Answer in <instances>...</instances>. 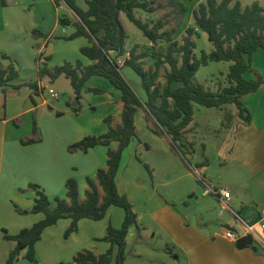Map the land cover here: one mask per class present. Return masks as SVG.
I'll list each match as a JSON object with an SVG mask.
<instances>
[{
    "label": "crops",
    "instance_id": "0c3cea01",
    "mask_svg": "<svg viewBox=\"0 0 264 264\" xmlns=\"http://www.w3.org/2000/svg\"><path fill=\"white\" fill-rule=\"evenodd\" d=\"M49 1L50 4L38 1L30 5V0H4V4L0 0V64L2 68L12 64L18 73L17 78L9 81L4 90L0 89V228L6 229L10 235L17 234L44 217L42 213L20 215L13 208V204L22 210L32 207L36 194L28 187L29 184L38 185L53 203L55 197L65 198V182L68 178H74L79 199L83 200L86 178H93L97 169L105 167L107 147L98 145L83 153L69 152L68 146L85 136L105 133L107 126L104 118L110 114L116 119L113 127L120 126V93L103 80L101 87L114 95L104 101L108 113L97 121L89 120L79 111L68 110L43 118L41 116L40 141L26 145L21 143L22 139L31 137V132L19 135L16 121L28 116L33 122V116L36 117L39 109L47 103L42 97L43 83L50 78L47 75L40 77V71L46 69L53 72V63L57 66L65 62L75 64L77 60L84 66L92 63L80 53L81 47L89 45L87 38L64 39L74 33L75 28L72 25L61 26L59 18L74 20V13L62 1L58 5L54 0ZM175 1L185 8H189L187 3L197 1L193 11L205 0ZM233 1H240L242 7L257 2L264 8V0H247V5L241 0ZM60 4L68 9V15L59 14ZM78 6L86 9V0ZM138 11H134L135 16ZM120 20L122 22L121 13ZM59 28L62 33L58 35ZM65 29H70V33L64 35ZM54 38L73 41L75 52L72 56L55 59L58 46L52 42ZM128 41L127 34L125 43ZM2 55L7 58L2 59ZM113 57L117 63L122 58L120 63L123 64L128 57L126 44L124 54ZM262 61L264 49H258L252 54L248 77L257 74L254 71L257 68L255 63L261 64ZM119 67L122 73L127 66ZM163 68L167 69V65ZM92 87L95 85L92 84ZM261 89L262 86L253 96L242 99L251 115L248 125L238 118L232 104L218 108L221 113L224 112V120L219 116L214 121L207 118L199 122L193 113L192 121L183 132V140L191 147L186 155L181 156L167 134L152 131H160V128L144 108H139L135 114L136 138L123 151V159L124 153L130 154V159H127L128 163L120 161L116 186L131 203L137 224L143 228V232L153 223L159 226L168 240L175 264H264V249L261 246L251 243L237 248L236 242L226 239L223 234L227 229L241 233L243 227L240 220L255 223L260 218V211L264 210V96H260ZM49 90L52 89H48L51 97H57ZM139 97L141 101L147 99V96ZM140 134L150 141V145L139 138ZM144 144L148 147H144ZM132 146L135 147L134 154H138L143 159L141 162L148 165L151 171L150 180L144 177L142 184L130 170V164L135 160L131 155ZM110 147L115 149L117 143H111ZM181 157L189 163L192 172L186 169ZM203 162L204 165L199 166ZM205 184L229 192L226 209L213 196L203 195ZM159 187L166 190L164 199L158 195ZM133 196L139 198V211L132 201ZM181 201L183 212L175 207ZM111 209H108L106 217ZM82 220L78 222L79 225ZM145 220L149 223H144V226L142 222ZM99 239L92 237V241L104 243ZM108 244L102 246L104 251L101 253L110 247ZM23 251L25 249L20 253Z\"/></svg>",
    "mask_w": 264,
    "mask_h": 264
},
{
    "label": "trees",
    "instance_id": "16d2710c",
    "mask_svg": "<svg viewBox=\"0 0 264 264\" xmlns=\"http://www.w3.org/2000/svg\"><path fill=\"white\" fill-rule=\"evenodd\" d=\"M60 1L64 2L76 16L74 20L59 18L61 26L72 25L75 28V32L64 39L72 40L79 36L87 38L89 45L81 47L80 53L92 63L84 66L80 61H76L75 64L65 62L61 66H55L53 72L42 69L40 77L47 75L51 80H55L64 75L69 79L77 99H80L82 89L92 78L105 79L120 93L122 103L120 126L113 127L112 118L105 117L104 122L107 125L105 133L85 136L68 146L69 152L83 153L98 145L107 147L105 167L97 169L93 178H86L87 188L83 200L79 199L78 185L74 178H68L65 182V198L55 197L53 203L38 185L29 184L28 187L36 194L32 207L29 210H22L13 204V208L20 215L42 213L44 217L15 235H9L5 231L4 238L16 242L15 248L8 255L7 264L13 263L23 249L25 258L35 263V244L41 239L43 231L59 220H70L64 234L68 237L77 231L80 220L99 221L105 217L110 207H118L124 211L121 227L116 229L108 225L106 234L99 239L109 243L110 247L98 255L87 249L81 250L72 257V263L124 264L125 239L129 227L137 225V217L127 197L119 193L116 176L123 151L136 138L134 116L137 110L144 108L160 128V131H152L167 134L175 148L183 155H186L191 147V144L183 140V132L192 121L193 104L206 108H221L232 104L237 110L238 118L244 125H248L251 122V115L242 99L258 91L263 84L258 74L248 77L247 73L251 70L252 54L258 49H264V8L257 2L242 7L239 1L205 0L192 11L195 26L187 28L186 36L182 42H178L173 41L172 31H161L165 26L162 20H158L150 27L135 16L136 9L153 12L155 8L152 7V0H86V9L79 7L74 0H54V3L58 5ZM2 3L4 4V0ZM169 4L178 6L180 12L186 11V8L175 0H169ZM120 13H123L152 45L160 40L167 43L165 53L154 50L150 54L137 53L136 47H132L123 62L124 66L130 67L139 76L147 96L145 101H141L133 91L111 55V52H114L119 57L125 52L127 33L120 20ZM198 30L204 32L213 45L212 51L208 54L203 53L200 59L194 54L196 43L192 38L197 35ZM148 57L152 59V65L145 69L144 59ZM1 58L7 57L2 55ZM209 61L232 62L226 77L227 85L216 91L195 82V74L199 67ZM164 65H167V69L163 74L165 82L161 86L158 83L159 71ZM17 76L18 73L12 64L6 68H2L0 64V89L4 90L8 82ZM86 90L93 93L104 92L96 87H87ZM71 109L77 113L79 103L77 102ZM38 141L40 137L36 122L33 120L31 137L22 139L21 143L26 145ZM113 142L117 143L115 149L110 147ZM137 159L139 160L138 157ZM144 167L151 172L148 165L144 164ZM115 246L118 250L114 258Z\"/></svg>",
    "mask_w": 264,
    "mask_h": 264
},
{
    "label": "rangeland",
    "instance_id": "374dc122",
    "mask_svg": "<svg viewBox=\"0 0 264 264\" xmlns=\"http://www.w3.org/2000/svg\"><path fill=\"white\" fill-rule=\"evenodd\" d=\"M44 1L50 4L49 0H30V5L38 2ZM78 5H83L85 0H74ZM152 7L155 8L153 12H144L138 11L136 13L137 18H139L142 22L147 23L150 27L153 26L158 20H162L165 24L161 31L173 32L172 38L173 41L182 42L184 36H186L187 28H193L194 20L192 17V8L193 5L196 6V2L187 3L189 8H186L185 12H180L178 6H171L169 4V0H152ZM202 0L201 2H203ZM247 0H241L242 3L246 4ZM186 2V1H185ZM200 2V0H199ZM240 2V1H239ZM158 4H160L158 6ZM59 6V14L60 15H68V9L65 5L60 4ZM29 7V6H28ZM27 7V8H28ZM198 7V6H197ZM30 10L34 13L35 10L30 8ZM122 24L125 30L127 31L129 41L126 42V50L129 51L132 47H136V52H147L151 53L153 50L157 52L165 53L167 43L160 40L157 44L152 45L150 41L143 36L142 32L132 23L130 22L126 16L121 13ZM197 35H194L192 38L196 43V48L194 49L195 56L200 59L203 53L208 54L212 51L213 45L207 39V36L202 31H196ZM62 33V30L59 28L57 34ZM70 33V29H65L64 35ZM52 42L55 43L57 47V54L54 55L55 59L63 56H72L73 52H75V47L73 48V41H65V40H56V38L52 39ZM78 52V49H77ZM112 56H116L112 53ZM252 58V57H251ZM120 60V61H119ZM78 61V60H77ZM121 59H118V65H123L120 62ZM75 63V62H74ZM144 67L148 69L152 65V59L146 58L144 59ZM232 62L227 61H209L206 65H201L198 71L195 74V82H198L204 85L206 88L210 90H217L225 85H227V73L228 69ZM54 67L57 66L56 63H53ZM164 67V66H163ZM161 68L160 78L158 79L159 85L164 84V69ZM254 71L261 77L263 84L262 89L260 91V96H264V62L261 64L255 63ZM252 71V72H254ZM122 75L125 80L130 84L133 91L136 95L146 96V93L141 85L140 78L134 73L131 68L124 67L122 69ZM96 78V77H94ZM92 78L88 83L85 84L84 88L81 91L80 99H77L76 94L74 93L69 79H67L64 75H60L55 80H46L43 83L44 90L42 92V97L46 100V104L43 105L37 114L36 117L33 116V119L36 122L37 132L39 135L40 125L42 124L41 116L46 117L47 115H56L59 111H72L71 107L77 105L79 103V112L82 116L88 117L89 120L97 121L103 116V114L108 113V106L104 101L109 100V96H114L113 94L106 92L101 86H103L105 79H94ZM100 78V77H99ZM92 84L95 85L96 88L104 91L103 93H93L88 92L87 87H92ZM51 88L56 94L57 97H51L48 94V89ZM261 88V87H260ZM259 88V89H260ZM259 91V90H258ZM257 92V91H256ZM254 92V93H256ZM254 93H251L246 96H253ZM2 98V96H0ZM140 98V97H139ZM70 104L68 107L67 104ZM100 103V104H98ZM103 103V104H101ZM231 106V105H230ZM48 107L53 108L49 110ZM70 110H69V109ZM0 109H2V104L0 101ZM193 111L195 115V119L197 121H202L204 119L209 118L211 121H214L217 117L221 118V120L225 119L224 112H220L218 108H206L197 104L193 105ZM218 114V115H217ZM220 114V115H219ZM109 116L112 118V125H115L114 116ZM206 115V117H205ZM108 117V116H107ZM135 117V116H134ZM41 120V122H40ZM105 123V122H104ZM17 133L23 135L24 133L31 132L32 133V118L26 116L25 118L19 119L16 121ZM106 124V123H105ZM107 126V125H106ZM206 133V132H205ZM40 136V135H39ZM90 136V135H89ZM95 136V135H94ZM98 136V135H97ZM200 136V134H199ZM139 138L144 142L150 145V141L147 138L143 137L140 134ZM147 144H144L148 146ZM145 147V146H144ZM199 147V145H198ZM132 157L135 159L134 163L131 162L130 170L132 174L135 175V179H139V183H141L144 177L145 180L149 178L150 180V172L144 167L142 163L143 159L137 154H134L135 147L132 146ZM176 150V149H175ZM176 152L181 156V152L176 150ZM139 158V160L137 159ZM186 157V156H185ZM127 159H130V154L123 153L121 156V160L123 163H128ZM182 160L185 161V166L187 170L190 169L189 163L185 160V158L181 157ZM142 161V162H141ZM134 168V169H133ZM133 169V170H132ZM150 175V176H149ZM142 184V183H141ZM158 195L164 199L166 194V190L162 187H159ZM100 192L101 189H99ZM102 194V193H101ZM132 201L139 211V198L133 196ZM176 209L183 212L182 201L178 202L175 206ZM112 211L109 216H105L102 220L93 221L89 219L82 220L81 225L78 223L77 231L69 234L68 237H65V231L69 227V220L61 219L55 225L49 227L48 230L43 231V235L40 241L35 244V263L29 262L25 258V251L21 252L18 258L11 264H74L72 263V257L79 251L87 249L92 251L94 254L98 255L103 252L104 249L102 246L107 243H96L95 240L92 241V237L102 238L106 234V229L108 225H111L113 228H120L124 219V211L118 207H111ZM144 223H149L148 220L142 222V225L145 226ZM89 224V225H88ZM5 231L8 233L6 229L0 228V264H7V258L11 250H13L16 246L15 242L12 240H7L4 238ZM10 235V234H9ZM98 242V241H97ZM110 245V244H108ZM250 245V244H249ZM117 247L113 248V257H116ZM175 258L171 252V248L168 245V240L165 238L163 233L161 232L159 226L153 223L149 228L146 229V232H143V228L140 225H132L128 229V233L125 239V247H124V264H175ZM114 264V262H113Z\"/></svg>",
    "mask_w": 264,
    "mask_h": 264
},
{
    "label": "built area",
    "instance_id": "2783aa9c",
    "mask_svg": "<svg viewBox=\"0 0 264 264\" xmlns=\"http://www.w3.org/2000/svg\"><path fill=\"white\" fill-rule=\"evenodd\" d=\"M53 96L57 94L53 90H49ZM203 195H209L216 198L223 208H227V200L230 197L229 192L224 190H217L205 184ZM243 230L241 233L227 229L223 234L224 237L230 241L236 242L240 237H248L251 243L261 246L264 249V210L260 211V218L255 223H247L241 221Z\"/></svg>",
    "mask_w": 264,
    "mask_h": 264
},
{
    "label": "water",
    "instance_id": "95a60500",
    "mask_svg": "<svg viewBox=\"0 0 264 264\" xmlns=\"http://www.w3.org/2000/svg\"><path fill=\"white\" fill-rule=\"evenodd\" d=\"M251 244V241L248 237H242V238H239L237 241H236V247L237 248H243L245 247L246 245H249Z\"/></svg>",
    "mask_w": 264,
    "mask_h": 264
}]
</instances>
